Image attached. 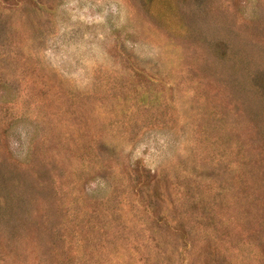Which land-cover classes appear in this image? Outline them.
Wrapping results in <instances>:
<instances>
[{"label":"rangeland","instance_id":"374dc122","mask_svg":"<svg viewBox=\"0 0 264 264\" xmlns=\"http://www.w3.org/2000/svg\"><path fill=\"white\" fill-rule=\"evenodd\" d=\"M0 264H264V0H0Z\"/></svg>","mask_w":264,"mask_h":264}]
</instances>
